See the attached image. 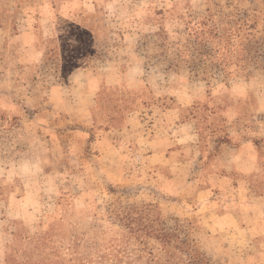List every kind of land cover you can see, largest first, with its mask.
Listing matches in <instances>:
<instances>
[{
  "label": "rangeland",
  "instance_id": "rangeland-1",
  "mask_svg": "<svg viewBox=\"0 0 264 264\" xmlns=\"http://www.w3.org/2000/svg\"><path fill=\"white\" fill-rule=\"evenodd\" d=\"M205 17L219 34H199ZM104 82L117 90L109 106L129 87L133 109L179 107L205 145L246 144L251 167L237 160L206 193L165 194L158 170L136 167L127 133L106 142L94 125L103 119L88 91ZM130 206L179 227L213 264H264V0H0V264H22L25 251L44 258V231L59 218L74 234L53 244L66 258L53 264H75L69 244L96 227L89 264H165L156 234L110 217ZM228 211L234 219L218 218Z\"/></svg>",
  "mask_w": 264,
  "mask_h": 264
},
{
  "label": "crops",
  "instance_id": "crops-1",
  "mask_svg": "<svg viewBox=\"0 0 264 264\" xmlns=\"http://www.w3.org/2000/svg\"><path fill=\"white\" fill-rule=\"evenodd\" d=\"M30 35L27 29L15 34L17 38ZM30 41L35 43L33 39ZM99 89L100 86L88 91V94H95ZM177 108H160L159 115L154 120L144 123L138 117H130L125 127L102 130L103 137L106 142L114 143L119 135L127 133L132 139L134 151L141 156L139 162L142 166L136 167L145 169L147 173L158 170L156 181L163 184L165 194L174 191L206 193L209 188H217L216 181L227 182L228 174L237 160L242 161L243 168L251 167L253 157L252 153L245 150L246 144L239 147L227 141L220 142L216 138L205 145L195 120L183 118ZM88 110L90 111L89 105ZM218 216L223 220L235 218L231 211Z\"/></svg>",
  "mask_w": 264,
  "mask_h": 264
},
{
  "label": "trees",
  "instance_id": "trees-1",
  "mask_svg": "<svg viewBox=\"0 0 264 264\" xmlns=\"http://www.w3.org/2000/svg\"><path fill=\"white\" fill-rule=\"evenodd\" d=\"M209 20L207 17H205L201 24L207 25L206 30L204 28L201 29L199 32L202 33L203 31H214L215 34H219L216 25H209ZM203 30V31H202ZM128 92L123 95L125 98V102L123 101V104L121 105H112L109 106V104L106 101H102L105 99L106 96H108V92L110 91L112 94H116L117 90H111L110 87L106 82H104L103 89L93 94L94 101L96 100V109H98V113L100 118L103 119L102 122H100L98 125L96 124V115H93V123L95 126H98L101 130H115L120 129L122 127H125L128 125V119L130 117H138L139 119H142V122L146 121H152L155 117L159 115V112L156 110L160 106L158 100L150 103V104H144L143 108H135L133 109L131 105L127 104L126 100L130 97V88L128 87ZM127 97V98H126ZM91 98L86 97V104L87 106L91 105L90 101H88ZM123 99V98H122ZM124 100V99H123ZM126 103V104H125ZM162 107V106H160ZM167 107V106H164ZM117 108V111L113 110ZM165 109V108H162ZM96 111V110H95ZM227 141V140H224ZM142 214L149 216L150 212L146 211L144 208L138 207V206H130L126 208H122V210L119 213H115V215L111 214L110 217H116L121 222L122 225L130 230L131 232H139L143 231L147 234H156V238L160 241L162 248L164 249L166 255H165V264H180L181 259L183 258V255L186 257V260L189 261L190 264H213L205 252L202 250L201 246L197 241L190 238V236H182L179 232V227L174 228H160L157 224H153L152 222H148L147 220H143ZM147 221V222H145ZM74 230H70L67 228V224L63 223L61 218L56 219V221L52 222L44 231L43 238H44V245L46 248V255L44 258L40 260H33L31 258V254L28 255V251H25L22 254V258L25 260L22 261V264H41L44 262H48V264H53L57 262H66V258L61 257L59 254L60 249L64 247V245L59 246L60 249L53 246L54 243H62L63 240L69 239L71 241L70 236L73 235ZM101 228L96 227L95 233L92 235L93 238L91 239H85L81 234L78 235V239L75 241H72V243L69 244V248L74 251L76 254V257H74L77 262L75 264H89L92 261L95 260V255L98 252L97 250H101V247L99 245V241L97 240V237L100 236ZM69 235V237H68ZM66 240V241H67ZM114 244H111L109 248H114ZM85 249V252L83 251ZM89 249V250H88ZM87 250V251H86ZM96 250V251H95ZM120 251V250H119ZM95 253V254H94ZM113 253V250H112ZM118 255V254H117ZM116 255V256H117ZM97 256V255H96ZM102 259L108 260L111 259L110 252L104 253L103 256L101 255ZM137 257L143 258L144 256L138 255ZM123 258V256H120V260ZM147 262L150 263L151 261H154V255L151 251L148 252V255L146 256ZM9 258L6 257V262H8ZM73 260V259H71ZM70 260V261H71ZM24 262V263H23Z\"/></svg>",
  "mask_w": 264,
  "mask_h": 264
}]
</instances>
